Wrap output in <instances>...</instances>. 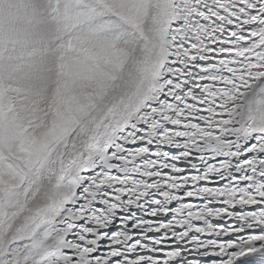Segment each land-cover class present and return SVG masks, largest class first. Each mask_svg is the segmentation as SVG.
<instances>
[{
    "label": "snow or ice",
    "instance_id": "6c2138e0",
    "mask_svg": "<svg viewBox=\"0 0 264 264\" xmlns=\"http://www.w3.org/2000/svg\"><path fill=\"white\" fill-rule=\"evenodd\" d=\"M0 264H264V0H0Z\"/></svg>",
    "mask_w": 264,
    "mask_h": 264
}]
</instances>
